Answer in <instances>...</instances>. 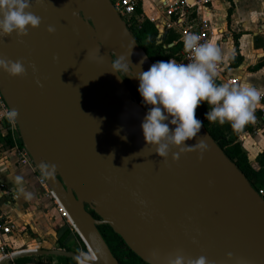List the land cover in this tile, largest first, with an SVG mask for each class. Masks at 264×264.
<instances>
[{
    "label": "water",
    "instance_id": "obj_1",
    "mask_svg": "<svg viewBox=\"0 0 264 264\" xmlns=\"http://www.w3.org/2000/svg\"><path fill=\"white\" fill-rule=\"evenodd\" d=\"M26 11L41 17L40 26L23 37L0 36V57L23 60L27 74L0 71V94L9 110L18 111L23 147L89 256L22 251L0 264L34 255L119 264L97 229L101 225L146 264H166L178 252L204 256L209 264H264V199L208 132L202 127L178 158L176 147L162 158L146 145L141 123L149 106L111 71V63L130 51L133 66L143 58L147 71L153 63L111 0H31ZM134 71L140 67L122 73L139 94ZM200 138L207 144L203 152L190 148ZM43 162L56 166L51 177Z\"/></svg>",
    "mask_w": 264,
    "mask_h": 264
},
{
    "label": "clouds",
    "instance_id": "obj_2",
    "mask_svg": "<svg viewBox=\"0 0 264 264\" xmlns=\"http://www.w3.org/2000/svg\"><path fill=\"white\" fill-rule=\"evenodd\" d=\"M31 0H0V36L28 35L29 27L36 29L42 19L31 11ZM49 34L55 28L48 26ZM184 51L189 54V63H177L175 60H159L153 63L147 71L141 69L144 63L142 58L138 65L140 71H134L131 77L139 81L138 92L144 105L149 106L141 123V129L146 145L153 146L155 152L162 158H167L173 147L179 152L173 153L178 158L179 153L185 150V142L198 137L203 122L196 117V111L201 104L206 103L209 110L205 119L209 123L220 125L231 124L234 130L243 128L255 119L254 110L264 96V92L250 83L231 85L216 83L218 64L223 59L221 49L214 42L200 43L196 34H186L183 40ZM99 52V49L97 50ZM127 56L119 55L111 63L113 72L128 73L129 68L134 69ZM56 59V57H53ZM33 71L36 67L33 64ZM0 71L10 77H22L27 74L23 60H11L0 57ZM37 85L43 84L37 80ZM8 120L15 123L18 111L7 110ZM170 125L175 126L171 128ZM119 134V130L117 131ZM126 139V137H122ZM190 148L206 150L207 144L203 138ZM127 159V158H125ZM45 170L47 177H51L56 166L43 162L40 166ZM30 196V194H28ZM143 204V201H140ZM229 255H231L229 253ZM166 264H209L206 257L197 259L185 257L177 253L175 258L166 259Z\"/></svg>",
    "mask_w": 264,
    "mask_h": 264
},
{
    "label": "crops",
    "instance_id": "obj_3",
    "mask_svg": "<svg viewBox=\"0 0 264 264\" xmlns=\"http://www.w3.org/2000/svg\"><path fill=\"white\" fill-rule=\"evenodd\" d=\"M169 1L171 0H160V3L163 5V3ZM224 1L226 0H212V4L221 2L224 5ZM189 2H192V0H189ZM162 9L157 12L158 16L153 18L156 20L157 25H162L167 19L163 15ZM237 23L239 24L238 20ZM246 24H249V22H246ZM173 33L175 34V32ZM175 35L177 36V34ZM252 37L246 34L240 35L238 46L242 61L238 63L236 68H231L229 63L231 57L235 55L234 44L230 37H224V34L219 36V45L229 42L231 47L230 56L226 60L222 59V61L224 65L229 67V70H243L244 77L233 76L229 71L230 76L239 79L238 84H241L242 79H246L248 80L247 83L264 92V66L253 70L257 67L263 55V50L254 46ZM254 77L257 78V82L252 81ZM216 83L221 84L226 82ZM259 105H261L260 102L254 110L255 119L250 122L254 127L253 132L243 133L239 136V142L246 151L248 162L251 166H253L251 157H253L255 162L258 154L264 149V141L262 142L261 140L262 138L264 140V118L259 110ZM7 141V139H0V163H4L7 166V174H5L7 189L5 192H0V209L3 213V222L12 224L15 229L10 234L0 235V246L4 247L6 256L8 257L22 251H63L61 250L63 248H68L70 251L65 252L71 253H76L74 251L78 250L79 253L77 254L82 255L81 241L77 238V232L70 222L58 211L55 202L52 199L46 198L44 189L38 183L39 173L37 169L34 165L17 166L16 158L7 149L9 144ZM86 253L89 256L88 250ZM24 258H28V262L21 260ZM18 259H20L18 264H61L56 256L34 255ZM18 259L5 264H15V261ZM76 262V264H79V261Z\"/></svg>",
    "mask_w": 264,
    "mask_h": 264
},
{
    "label": "trees",
    "instance_id": "obj_4",
    "mask_svg": "<svg viewBox=\"0 0 264 264\" xmlns=\"http://www.w3.org/2000/svg\"><path fill=\"white\" fill-rule=\"evenodd\" d=\"M229 3V8L226 12V20L229 21L234 6L231 0H226ZM114 3L113 0H111ZM137 10V8H136ZM136 13V12H135ZM126 27L135 39L139 47L146 53L148 58L152 63L159 60H177L180 58L181 44L174 43L177 40V36L171 32L167 31L162 38V42L158 44L157 36L159 35L158 29L155 25L148 19L140 20L136 16L131 17L129 20L125 21ZM240 35L234 36V56L231 57L230 67L236 68L238 63L242 61V57L239 55L238 39ZM174 43V44H173ZM173 44L172 47L168 45ZM262 67V66H261ZM208 108H205V104H201L196 111L197 119L203 122V128L208 132L210 137L218 145V147L223 151L225 156L237 167V169L244 175L251 187L258 192L260 189H264V149L258 154L255 162L258 169H254L248 162V157L246 151L242 148L239 142V136L243 133H252L254 127L251 123L246 124L243 128L239 130H234L229 123V132L231 137H228L224 131L215 125V123H209L205 119V113ZM8 138V143H10V138ZM19 144L23 146L21 139H19ZM88 210V209H87ZM92 217L97 218L96 215L88 210ZM103 240L108 246L113 257L118 261L119 264H146L140 258H138L130 249L125 245L123 240L115 234L111 228L107 225H101L98 228ZM80 240V238L77 236ZM63 251H70L68 248L61 249ZM81 251L83 253L87 252L86 245L81 241ZM79 253V251H74ZM61 264H76L77 262L73 259L66 257H56ZM23 262H28V258L21 259ZM20 259L15 261L18 264ZM11 264V263H9Z\"/></svg>",
    "mask_w": 264,
    "mask_h": 264
},
{
    "label": "built area",
    "instance_id": "obj_5",
    "mask_svg": "<svg viewBox=\"0 0 264 264\" xmlns=\"http://www.w3.org/2000/svg\"><path fill=\"white\" fill-rule=\"evenodd\" d=\"M138 2L139 0H115L112 4L118 15L125 22L126 20H129L131 17L135 16ZM211 4L212 0H192V2H189V0H171L167 3H163L162 13L167 19L164 23H162V25H157L156 20L149 19V21L154 25L156 24L155 27L158 29L159 33L165 34L167 31H173L175 34H177V40L174 43L181 44L180 58L176 60L177 63L190 62V56L184 51L183 45V40L186 34L198 35L200 37V43L211 42L212 37L221 36L223 34L221 32L219 33L217 29H213L211 27ZM118 72L121 74L122 78L136 99L141 102L139 94L129 84L122 71ZM222 81H225L231 85H236L239 83L238 78L229 75V67L224 65L223 61L221 60L218 64V76L216 78V82ZM263 101L264 96H262L261 100L259 101L261 104L259 105V110L261 111L262 117L264 118ZM7 110L9 109L0 94V139L8 140L7 137L10 138V143L8 144L7 149L16 158L17 166L22 167L34 165L28 152L23 146L19 144V139L21 138L19 136L16 123L8 120L6 116ZM5 174H7V166L4 163H0V192H5L7 189ZM38 183L44 189L46 198L52 199L58 207V211L61 213V215L70 222L68 216L64 215V212L57 204L56 197L49 188L46 180L40 174L38 177ZM257 194L262 199H264V189H260ZM70 224L72 225L71 222ZM14 229L15 227L12 224L3 222V213L0 209V235L10 234L12 231H14ZM0 255L1 259L7 257L3 246H0ZM79 264L83 263L79 262Z\"/></svg>",
    "mask_w": 264,
    "mask_h": 264
},
{
    "label": "rangeland",
    "instance_id": "obj_6",
    "mask_svg": "<svg viewBox=\"0 0 264 264\" xmlns=\"http://www.w3.org/2000/svg\"><path fill=\"white\" fill-rule=\"evenodd\" d=\"M232 2L234 4V10L228 22L226 20V12L229 8V3L227 1H224V5L221 2L212 4L210 19V24L212 25L211 27L216 28L219 33H223L224 37H230L232 42L234 41V36L237 35L246 34L253 36L252 40L254 46L263 50V55L258 62L257 67L253 69L257 70L261 66H264V0H232ZM162 7L163 5L160 3V0H139L135 16L140 20H145L148 18L153 19L158 16L157 12L161 11ZM237 20L240 25L237 23ZM246 22H249L250 25H245ZM218 40L219 36H215L212 37L211 42H214L221 49L223 59L226 60L230 56V44L228 42L227 44L219 45ZM229 71L233 76L244 77V72L242 69H231ZM252 81L257 82V78L254 77ZM245 82H248V80L242 79L241 83ZM203 104H205V108H208V105L206 103ZM228 124L229 123L227 122L223 125L215 123V125L221 128L228 137H231ZM261 140L262 142L264 141L263 138ZM251 163L253 165L252 167L257 170L258 166L254 162L253 157H251ZM64 215L67 216L66 214ZM82 255L87 256V253H83Z\"/></svg>",
    "mask_w": 264,
    "mask_h": 264
},
{
    "label": "bare ground",
    "instance_id": "obj_7",
    "mask_svg": "<svg viewBox=\"0 0 264 264\" xmlns=\"http://www.w3.org/2000/svg\"><path fill=\"white\" fill-rule=\"evenodd\" d=\"M56 202L58 203V205H60L59 202L57 201V199H56ZM60 207H61V205H60ZM61 209H62V211L64 212V214H66V212L63 210L62 207H61ZM66 215H67V214H66Z\"/></svg>",
    "mask_w": 264,
    "mask_h": 264
}]
</instances>
